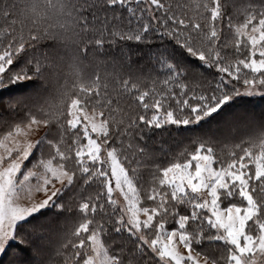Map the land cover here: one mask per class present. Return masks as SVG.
<instances>
[{
  "label": "snow or ice",
  "instance_id": "obj_1",
  "mask_svg": "<svg viewBox=\"0 0 264 264\" xmlns=\"http://www.w3.org/2000/svg\"><path fill=\"white\" fill-rule=\"evenodd\" d=\"M245 97L264 0H0V264H264Z\"/></svg>",
  "mask_w": 264,
  "mask_h": 264
},
{
  "label": "trees",
  "instance_id": "obj_2",
  "mask_svg": "<svg viewBox=\"0 0 264 264\" xmlns=\"http://www.w3.org/2000/svg\"><path fill=\"white\" fill-rule=\"evenodd\" d=\"M262 106H264V102L252 97H245L243 99H238V101L234 105V110L247 109L259 111L260 107ZM222 134L226 135L227 131L224 130Z\"/></svg>",
  "mask_w": 264,
  "mask_h": 264
}]
</instances>
